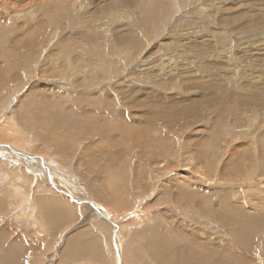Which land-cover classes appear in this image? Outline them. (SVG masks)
Instances as JSON below:
<instances>
[{
	"label": "rangeland",
	"instance_id": "obj_1",
	"mask_svg": "<svg viewBox=\"0 0 264 264\" xmlns=\"http://www.w3.org/2000/svg\"><path fill=\"white\" fill-rule=\"evenodd\" d=\"M263 24V0H0V264H264V53L237 45ZM150 95L206 114L162 152Z\"/></svg>",
	"mask_w": 264,
	"mask_h": 264
},
{
	"label": "bare ground",
	"instance_id": "obj_2",
	"mask_svg": "<svg viewBox=\"0 0 264 264\" xmlns=\"http://www.w3.org/2000/svg\"><path fill=\"white\" fill-rule=\"evenodd\" d=\"M253 1H255V0H253ZM264 1V0H263ZM248 2H250V1H248ZM99 10V9H98ZM216 11V10H215ZM234 20V19H233ZM240 20V19H239ZM231 21V20H230ZM235 21V20H234ZM232 22V21H231ZM230 23V22H229ZM237 23V22H236ZM235 23V24H236ZM259 24H261V23H259ZM231 25V24H230ZM234 24L232 23V26H233ZM235 26H237V25H235ZM261 26H264V24L263 25H261ZM206 28L205 27V25L204 24H198V25H195V30H193V32H191L190 34H194V35H197L199 32V30H201L202 28ZM255 27H257V24H256V26H254V28ZM258 27H260V26H258ZM253 28V27H252ZM208 29V28H207ZM214 29V28H213ZM264 29V28H263ZM233 30V29H232ZM244 30H245V28H244ZM247 30V29H246ZM255 30V29H254ZM238 31H239V29H238ZM241 31V30H240ZM264 31V30H263ZM87 32V31H86ZM85 32V33H86ZM220 32H225L226 33V31L223 29L222 31H220ZM235 32V31H234ZM252 32V31H251ZM236 33H238L237 31H236ZM254 33V32H253ZM257 33V32H256ZM132 34V31L130 32H128L127 33V35H131ZM241 35H242V33H240ZM257 35V34H256ZM260 35V34H259ZM85 36V35H84ZM83 36V37H84ZM88 37V36H87ZM124 37V36H123ZM243 37V36H242ZM247 38V37H246ZM127 39H129L128 38V36H127ZM126 40V39H125ZM247 40V39H246ZM137 41V40H136ZM251 42H245V41H243V40H241V37H239V39L237 38V45H245L246 47L248 46V43H250V45L251 44H253V45H255V46H257L258 47V49L260 50V51H262V53H264L263 52V50H264V33L263 34H261L260 36H258V38H255V39H252V40H250ZM130 42V41H129ZM125 43H128V42H125ZM223 43V42H222ZM224 44V43H223ZM33 44H32V42H28V47H33L32 46ZM225 45V44H224ZM223 45V46H224ZM234 45V44H233ZM253 45H251V46H253ZM141 47V45H140V43H139V45H138V47ZM222 46V45H221ZM250 46V47H251ZM255 46H253V47H255ZM135 47V49H137L138 47H137V43H135V46H133V48ZM139 47V48H140ZM227 47V46H226ZM243 47V46H242ZM249 47V46H248ZM253 47H251V50L250 51H252V48ZM235 48V47H234ZM239 48V47H238ZM237 48V49H238ZM241 48V47H240ZM126 49L127 48H125V52L127 53V51H126ZM135 49H133V50H135ZM223 49V48H222ZM226 49V48H225ZM138 50V49H137ZM239 50V49H238ZM243 50H245V48L243 49ZM254 50H257L256 48L254 49ZM124 51V50H123ZM224 52V51H223ZM228 52V51H227ZM239 51H237V53H238ZM248 52H249V50H248ZM255 52V51H254ZM256 52H258V51H256ZM123 53V52H122ZM225 53H226V50H225ZM252 53V52H251ZM108 54V53H107ZM132 54V53H131ZM249 54V53H248ZM247 54V55H248ZM253 54V53H252ZM260 55V54H259ZM235 57H236V55H235ZM242 57V56H241ZM245 57V56H244ZM243 57V58H244ZM102 58H104L105 60H110V59H107L106 57H105V54H104V56L102 57ZM173 59V58H172ZM237 59H240V58H238L237 57ZM242 61V60H241ZM118 62V61H117ZM108 63H109V65H110V67L113 69V68H116V70H117V64L116 63H114V61H112V60H110V61H108ZM109 68V67H108ZM189 70V69H188ZM111 71V70H110ZM114 72H115V70H114ZM186 73H188V72H186ZM203 73V72H202ZM251 74V73H250ZM192 75V74H191ZM190 76V75H189ZM251 76V75H250ZM249 76V77H250ZM182 77V76H181ZM191 77V76H190ZM201 77V76H200ZM212 77L213 76H211L210 77V75L209 74H206V76L204 77V79H206V81H208L210 78L212 79ZM180 78V77H179ZM189 78V77H188ZM245 78V77H244ZM185 79V76H184V78H183V80ZM175 80V79H174ZM179 80V79H178ZM186 80V79H185ZM177 81V80H176ZM191 81H194V80H192V79H190V81H189V83H188V85L185 83V85H179V87H185V88H189L190 86H192L193 85V88H196V83L198 82H191ZM250 81V80H249ZM181 82H183V81H181ZM185 82V81H184ZM183 82V83H184ZM187 82V81H186ZM200 83V82H199ZM203 83V82H202ZM211 84H213V85H211ZM218 84V85H217ZM246 84V83H245ZM171 86H173V85H171ZM210 86H218L219 88H221V89H223V85H221V83H218V82H211V83H209V85H208V88H207V86H206V89H212V87H210ZM221 86V87H220ZM242 86V85H241ZM203 88H204V85L202 86ZM256 87V86H255ZM199 88V87H198ZM242 89V88H241ZM216 90V89H215ZM213 92H214V90H213ZM231 92V91H230ZM247 92V91H246ZM251 92V91H250ZM192 93V95L194 94L193 92H191ZM215 93V92H214ZM245 93V92H244ZM252 93V92H251ZM202 94V93H201ZM216 94H218V93H216ZM176 95V94H175ZM205 95V94H204ZM203 95V96H204ZM232 95V94H231ZM152 96H154V95H152ZM202 96V97H203ZM221 96V95H220ZM159 97V95L158 96H156V97H153V98H151V95L150 96H147V98H145L146 100H144V99H141V98H139L138 96H133V97H131L130 99L132 100V106L133 107H135V108H137L138 110H140V111H142L143 112V114H144V118H145V121H146V123H148V125L151 127V134H154V135H156V136H158L159 137V139L161 140V141H163L161 144H160V150L162 151V152H165L166 151V149L163 147L164 146V141L165 140H170V135L171 134H173L174 132H176L177 130H178V127L179 126H182V127H185V125H187L188 123H189V125L191 124V125H193L195 122H197L196 121V119L197 118H201L202 117V119H203V116H205V114H206V111L204 112V113H200V108H199V104H198V102H200L201 101V99H195V97H193V98H185V99H180V100H178V101H180V103L181 104H183L181 107L180 106H178L177 104H176V100H173L172 98L170 99V101H161V100H159V99H157ZM173 97V96H172ZM207 97V96H206ZM229 97H230V95H229ZM103 98V97H102ZM169 98V97H168ZM215 98V97H214ZM217 98V97H216ZM226 98H227V96H226ZM234 98V97H233ZM204 99V98H203ZM220 99V98H219ZM238 99H239V97H238ZM237 99V100H238ZM229 100V99H228ZM230 100H232L231 98H230ZM241 100V99H240ZM240 100H238V101H240ZM237 101V102H238ZM187 102V104L186 105H184V103H186ZM208 102V101H207ZM210 102V101H209ZM236 102V103H237ZM206 102H204L203 104H201V105H204ZM233 103V102H232ZM227 104V103H226ZM88 105H90V106H92V104H88ZM209 106V108L207 109V110H210V108L212 107V106H215V104H212V106L211 105H208ZM207 106V107H208ZM235 108V107H234ZM84 113H85V111H84ZM207 114H208V112H207ZM83 115V114H82ZM232 115V114H231ZM176 117H178V119H176ZM194 117V118H193ZM193 118V119H192ZM91 120V119H90ZM136 119L135 118H126V117H124L123 118V125L124 126H131L132 124H133V122L135 121ZM235 120V119H234ZM176 122L177 123V125H176V127L175 128H173L172 126H170V122ZM215 121V120H214ZM216 121H218V119L216 120ZM233 121V120H232ZM174 122H173V124H174ZM237 122V121H236ZM89 123H91V122H89ZM234 123V122H233ZM87 124V123H86ZM236 125V124H235ZM169 127V131H168V133L165 131V128H168ZM213 129H211V131H212ZM81 131V130H80ZM164 131L167 133H164ZM86 132V131H85ZM80 134H82V133H80ZM87 134V133H86ZM74 135V134H73ZM77 135H78V133H77ZM169 135V136H168ZM84 136V135H83ZM89 136V135H88ZM132 137L133 136H131L130 138H129V140H131L132 139ZM201 140V139H200ZM211 140V139H210ZM202 142V144L201 145H204V149H205V152H206V154L207 155H200V156H198V160L199 159H202V160H208V159H210V158H212L211 157V155H210V150L212 149V151H213V155H214V151H216L215 150V148H217L215 145H209V146H205L207 143H209L208 141H209V138H206L205 140H201ZM101 142V141H100ZM105 142V141H104ZM102 144V143H101ZM1 146H3V148H8V149H10V146L9 145H7V144H0V147ZM13 147V146H12ZM92 150V149H91ZM91 150H87V151H90L91 152ZM93 151V150H92ZM102 152H103V150H101ZM107 151V150H106ZM106 151H104V152H106ZM14 152V151H13ZM97 152L98 153H101V155H103L102 154V152H99L98 150H97ZM116 152V151H115ZM86 153V152H85ZM91 153H93V152H91ZM107 153H108V151H107ZM119 153V152H118ZM21 154V153H20ZM89 154V153H88ZM105 154V153H104ZM113 154L115 155V153L113 152ZM23 155H25V156H27V154H23ZM90 155V154H89ZM98 155V154H97ZM100 155V154H99ZM98 155V156H99ZM105 155H107V154H105ZM185 155V154H184ZM93 156V155H92ZM31 157H33V156H31ZM101 157V156H100ZM38 158V157H37ZM117 158H120L119 156L117 157ZM35 160V159H34ZM38 160V159H37ZM41 161L44 163V160L43 159H41ZM200 161V160H199ZM90 162H91V160H90ZM97 163H98V160H97ZM235 163V162H234ZM44 165V164H43ZM86 165V164H85ZM84 165V166H85ZM83 166V167H84ZM87 166V165H86ZM92 166V165H91ZM98 166V165H97ZM208 166V165H207ZM233 166H235V165H233ZM94 167V166H93ZM209 167V166H208ZM44 168H45V166H44ZM87 168V167H86ZM210 168V167H209ZM84 169V168H83ZM92 169V168H91ZM93 170V169H92ZM223 170V169H222ZM91 172V171H90ZM91 174V173H90ZM92 175V174H91ZM50 176H51V174H50ZM95 177V176H94ZM52 178V177H51ZM97 178V177H96ZM103 178V177H102ZM53 179V178H52ZM52 179H50L51 181H52ZM209 179V178H208ZM215 179V178H214ZM94 180V179H93ZM101 180V179H100ZM201 180V179H200ZM102 181H104V180H102ZM109 181V180H108ZM203 181H204V178H203ZM93 182V181H92ZM92 182H91V184H92ZM96 181H94L93 183H95ZM107 182V181H106ZM188 182V181H187ZM186 182V183H187ZM205 182H207V181H205ZM185 183V184H186ZM189 183V182H188ZM187 183V184H188ZM186 184V185H187ZM206 184V183H205ZM211 184V183H210ZM210 184H207V185H210ZM97 185V184H96ZM99 185H102V184H98V187H99ZM105 186V185H104ZM216 186H218L219 187V184L218 185H216ZM106 187V186H105ZM217 188V187H216ZM108 189V188H107ZM100 190V189H99ZM106 190V189H105ZM180 190V189H179ZM178 190V191H179ZM186 190V189H185ZM196 190V192H195V197H196V199L198 200V202L200 201L201 203H197V205H195V209H197V210H201L202 211V215H203V212H204V214H207L208 216L209 215H211L212 213L209 211V208H211V209H214V207H215V203L213 204V203H211V201H210V199H212V198H209V197H213V195H211L212 194V192L213 191H207V192H203L202 194H201V191L200 190H198V188H196L195 189ZM195 190H193V191H195ZM60 192H63L61 189L59 190ZM67 191V190H66ZM63 192V193H65L66 195H68L69 193L68 192ZM188 191H189V189H188ZM92 192H94L93 191V188H92ZM96 192V191H95ZM94 192V193H95ZM105 192V191H104ZM109 192V191H108ZM214 193V195L215 194H218L219 195V197H218V199L220 198V203H222L221 205H222V207L223 208H225L226 207V205H227V208H228V200H229V195H230V193H228V192H225L224 194L223 193H221V192H219V190H218V188L216 189V191L215 192H213ZM260 194V193H259ZM73 195V194H72ZM71 195V199L73 200V201H75V202H78V203H85L86 202V200H81V199H77L76 197H74V196H72ZM97 195V194H96ZM69 196V195H68ZM92 196H93V194H92ZM177 196H179V194L177 195ZM192 196V195H191ZM70 197V196H69ZM179 197H175V199H174V202H175V200L176 201H180L179 199H178ZM200 198H207V200H205V199H203V200H205V201H203L202 199H200ZM95 199V198H94ZM98 199V198H97ZM195 199V200H196ZM189 200V199H188ZM197 200H196V202H197ZM182 201H186L185 200V198H183L182 199ZM97 202V201H96ZM89 204H91V203H89ZM192 204V203H191ZM92 206H93V204H91ZM90 205V206H91ZM235 205V204H234ZM91 206V207H92ZM237 206V205H236ZM235 206V207H236ZM221 207V208H222ZM238 207V206H237ZM94 208V207H93ZM97 208V207H96ZM204 208V209H203ZM218 211H219V208L218 207H215ZM222 208V209H223ZM95 209V208H94ZM106 209V208H105ZM215 209V210H216ZM232 209V208H231ZM95 210H97V209H95ZM230 209H228V210H226L227 212L229 211ZM97 212V211H96ZM99 212V214L101 215V216H103L106 220L107 219H110L109 217H108V215H106L103 211H98ZM200 212V211H199ZM56 214V213H55ZM57 214H59V213H57ZM218 215L219 216H221V214H219L218 213ZM200 216V215H199ZM204 216V215H203ZM203 218V217H202ZM205 218H207V217H205ZM205 218H203V219H205ZM213 219L214 220H217L218 218L217 217H213ZM112 220V219H111ZM109 221V220H108ZM112 222V221H111ZM252 221H250V222H248V223H251ZM113 223V222H112ZM115 226H116V231H115V233L117 232V225L115 224V223H113ZM82 237V236H81ZM197 239V238H196ZM71 240H73V239H71ZM71 240H70V243H71ZM76 240H77V238H76ZM114 245H115V248H116V250L118 251L119 249H118V246H117V244H116V234L114 235ZM200 245V242H198L197 243V246L199 247V249H201V250H203V248L202 247H200L199 246ZM197 255H196V253H193V257L195 258ZM197 258H200V257H198L197 256ZM166 262V261H165ZM164 262V263H165ZM119 264H121V257L119 256ZM161 264V263H160ZM169 264V263H168Z\"/></svg>",
	"mask_w": 264,
	"mask_h": 264
}]
</instances>
